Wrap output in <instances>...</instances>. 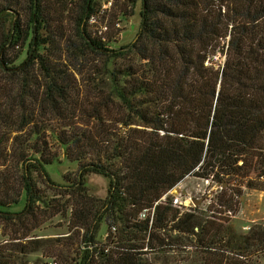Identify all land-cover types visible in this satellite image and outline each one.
I'll return each mask as SVG.
<instances>
[{
    "label": "trees",
    "instance_id": "obj_1",
    "mask_svg": "<svg viewBox=\"0 0 264 264\" xmlns=\"http://www.w3.org/2000/svg\"><path fill=\"white\" fill-rule=\"evenodd\" d=\"M42 1L27 0L26 28L14 17L0 38V120L14 133L12 146L21 137L33 141L18 153L15 182L0 159V225L12 233L2 235L0 264H27L35 252L42 258L31 264H156L153 256L164 252L166 264H253L264 252V227L237 232L216 210L181 211L166 193L186 176L205 179L222 187L213 203L229 211L241 186L262 190L264 0H141L137 36L118 49L88 32L97 0H81L65 51L76 61L89 51L109 65L124 61L105 67L108 93L96 97L95 125L72 121L74 79L42 36ZM219 55L222 63L214 62ZM27 101L47 107L43 130L77 164L70 185L49 177L58 154L34 142L41 123L30 121ZM52 122L59 126L50 130ZM87 174L108 180L103 199L88 195ZM22 197V210L7 211ZM47 211L68 234L23 240Z\"/></svg>",
    "mask_w": 264,
    "mask_h": 264
},
{
    "label": "rangeland",
    "instance_id": "obj_2",
    "mask_svg": "<svg viewBox=\"0 0 264 264\" xmlns=\"http://www.w3.org/2000/svg\"><path fill=\"white\" fill-rule=\"evenodd\" d=\"M27 0H6V6H8L7 13L1 17L0 22V38L2 37L3 32L8 30L9 23L14 17L19 19V22L22 23L23 29L26 28L27 20L29 18V10L27 8ZM81 0H43L41 2V9L46 16L43 38H50L52 40V45L50 50L55 52V57H59L60 61L67 66L74 79V97L71 107H74L75 118L72 120L74 124H90L95 125L92 121L94 115L92 107L95 106V103H99L100 100L96 97L102 98L103 93H108V88H104V84L107 83L106 68H111V66H118L123 64L124 61L117 60L110 63L104 62L103 59L99 56H96L92 52H88L85 55L80 57L79 61H76L69 52H66L67 38L73 34V17L74 10ZM142 1L141 0H97L96 4V13L93 14L87 21L88 32L93 35V37H99L104 40L109 49H118L121 46H129L136 38L139 24L141 21L140 10H141ZM48 32V33H46ZM71 39V38H70ZM19 51L20 49H14V51ZM24 51L21 52L18 61H21L24 58ZM132 57L129 55L127 58ZM223 55H219L214 62L222 63ZM5 84L10 86L11 83L5 80ZM3 84V85H5ZM107 85V84H106ZM76 92V93H75ZM103 92V93H101ZM30 102H33L30 100ZM3 103V102H2ZM77 104H80V109L77 108ZM29 108H32V111L29 112L31 115L30 121H37L38 124L41 123V133L34 142L40 149L48 148V151H56L58 154V161L47 166V173L52 181L58 185H70V179L74 178L75 171L77 169V164L73 163L66 159L63 151L59 149L51 139L50 132L43 130L44 126L49 122V117H46L47 107H41L37 103H32L29 105ZM7 119L0 120V130L2 132V147H0V159L5 160L6 167L3 169V173L9 175V177L15 182V179L18 178L20 174L19 167L17 163L19 156V151H27V147L30 146L33 141H26L25 138L21 137L17 140V143H20L17 146H12V136L9 135V131L5 128L3 123ZM57 122V121H55ZM52 122L50 125V130L52 126H59L57 123ZM67 123V121L61 122ZM105 123V122H104ZM44 124V126H43ZM30 128L28 127L27 130ZM43 130V131H42ZM69 132V129H68ZM24 135V134H23ZM21 135V136H23ZM47 145V147H46ZM2 167H0L1 170ZM33 176L38 181V187L40 190H44V186L41 184L39 177L36 174ZM255 179V174H250V177ZM87 184L88 195L103 199L106 196V189L108 187V180L101 176L95 174H87L85 177ZM261 182L262 190L248 189L245 186H241V198L240 203L235 201L234 198L233 205L228 211L226 209L217 206L213 201H216L219 192L222 189L221 186H218L215 183H210L205 179H200L194 176H186L182 179L174 188H171L166 193L171 197L173 204H176L177 207L183 210H206L208 214L212 213L209 211H214L217 217L226 219L229 221L230 226L237 230V232L245 233L251 225H261L264 227V178L258 179ZM232 185V184H231ZM236 185V184H235ZM234 186V185H233ZM44 195V193H42ZM46 194V193H45ZM49 195V193H47ZM177 199V203H175ZM24 197L20 199L16 204H12L7 211L16 213L22 210ZM213 203V204H212ZM181 204V205H179ZM38 205V204H37ZM213 205V208L210 206ZM42 209V210H41ZM45 208H42V205H38V213H41ZM218 210V211H217ZM225 210V211H224ZM259 210V211H258ZM61 218L57 216L51 217L46 213V216L43 218H38L37 221L31 223L33 229L30 232V235L23 240L30 238H37L39 240L43 238H57L67 235L68 230L66 223ZM0 225V241L3 237L2 235L6 234L10 236L11 232L7 231ZM104 227L102 226L99 239H103L102 233H104ZM67 233V234H66ZM73 233V230L71 231ZM83 233V230H80V234ZM34 235V236H33ZM33 236V237H32ZM8 237H5L7 239ZM17 240H14L16 242ZM40 253V252H39ZM35 252L28 254L31 264L34 258H42L40 254ZM156 264H166L167 261H171L170 253L164 252L162 254H156L153 256ZM44 259V258H43ZM253 264H264V252L258 257L251 258ZM50 264L52 261L54 264L57 262L51 258L48 260Z\"/></svg>",
    "mask_w": 264,
    "mask_h": 264
},
{
    "label": "built area",
    "instance_id": "obj_3",
    "mask_svg": "<svg viewBox=\"0 0 264 264\" xmlns=\"http://www.w3.org/2000/svg\"><path fill=\"white\" fill-rule=\"evenodd\" d=\"M175 203H177V199H175ZM179 205H181V204H179ZM173 206H177V205L174 204ZM228 213H229V211H228ZM50 264H54L53 261Z\"/></svg>",
    "mask_w": 264,
    "mask_h": 264
},
{
    "label": "crops",
    "instance_id": "obj_4",
    "mask_svg": "<svg viewBox=\"0 0 264 264\" xmlns=\"http://www.w3.org/2000/svg\"><path fill=\"white\" fill-rule=\"evenodd\" d=\"M259 211V210H258Z\"/></svg>",
    "mask_w": 264,
    "mask_h": 264
}]
</instances>
